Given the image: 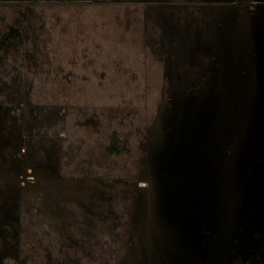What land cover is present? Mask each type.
<instances>
[{
  "label": "flooded vegetation",
  "instance_id": "1",
  "mask_svg": "<svg viewBox=\"0 0 264 264\" xmlns=\"http://www.w3.org/2000/svg\"><path fill=\"white\" fill-rule=\"evenodd\" d=\"M81 1L0 0V162L14 171L13 161L17 172L14 181L11 173L2 172L5 168L0 172L4 177L0 181V264H20L19 244L22 229H27L23 212L31 200V197L24 200L22 191L34 189L35 184H39L36 195L53 186L59 188L56 191L59 197H63L66 182L70 188L74 187L79 198L83 182L88 187L87 195L92 201L90 224L81 226L80 221L73 220L76 214H71V209L64 205L58 208L57 214L47 215L43 222L48 252L58 254V264H66V250L71 248L67 246L72 241L81 242V228H85L89 238H94L98 231V191H104L107 198L111 225L115 229L111 237H120L127 215L118 211L130 203L129 178L135 175L138 161L145 155L147 120L143 110L146 96L152 91L135 93L141 95V103L138 99L130 107L126 101V110L120 116L92 114L89 96L112 95L108 87L114 82L115 71L130 74L128 85L140 84L142 78L144 82L160 85L159 100L169 103L168 117L160 122L163 127L160 139L187 97L175 100L174 104L164 98V95H181L175 87L178 84H187L185 93L189 97L200 95L207 100L210 95H216L217 88L224 90L226 82L234 85L233 91L218 95H241L247 82L259 80V63L253 58L251 45L259 30L254 29L257 25L253 21L250 25L254 28L248 30L244 21L257 16L262 25L264 2L213 0L211 3L217 9L210 10L196 6L201 4L199 0H142L140 3L150 7L137 9L138 13L135 8L136 14L131 15L129 6L134 0ZM71 9L65 17V11ZM87 9H92L89 23L94 35L79 30V34H85L84 38L77 44L74 37L72 43V37L76 36L72 27L75 22L84 26L82 18ZM99 31L102 35L97 42ZM56 32L60 38L57 45ZM92 36L95 38L87 39ZM65 45L69 47L65 49ZM104 46L110 47L106 51L110 53L103 55ZM115 50L138 55L140 65L136 62L133 66L137 71L114 62L111 57ZM223 51L234 58L226 60ZM130 57L119 60L125 63ZM51 83L57 84V91H50ZM54 95H83L85 101L80 106L83 97L76 96L75 105L71 106L64 96L58 101ZM242 104L249 103L244 100ZM33 107L55 108L57 116L53 115L49 122L41 112L36 117ZM23 115L29 117L28 125L19 123ZM92 115L95 122L91 132L96 142L86 152L78 135ZM209 140L206 136L200 143ZM45 176L48 179L39 183ZM101 186L105 189L101 190ZM71 259L70 253L67 262Z\"/></svg>",
  "mask_w": 264,
  "mask_h": 264
},
{
  "label": "water",
  "instance_id": "2",
  "mask_svg": "<svg viewBox=\"0 0 264 264\" xmlns=\"http://www.w3.org/2000/svg\"><path fill=\"white\" fill-rule=\"evenodd\" d=\"M244 22L259 30L251 41L258 82L241 95H218L233 91L226 82L207 100L183 98L161 138L165 181L150 264H264V23Z\"/></svg>",
  "mask_w": 264,
  "mask_h": 264
},
{
  "label": "rangeland",
  "instance_id": "3",
  "mask_svg": "<svg viewBox=\"0 0 264 264\" xmlns=\"http://www.w3.org/2000/svg\"><path fill=\"white\" fill-rule=\"evenodd\" d=\"M58 1L59 0H57V2ZM141 1L142 0H134L132 1L134 2V4L130 3L129 7L131 15L138 13V10L140 9L150 7L149 5L140 3ZM199 1H201V4L196 5L198 7L204 8V6H206V9H217L215 5L211 3L213 2V0ZM206 1L207 3H202ZM81 3H89V0H82ZM182 6L191 8L188 7V5ZM135 8L136 13L134 11ZM70 11H73V9L68 11L66 10L64 16L67 17L69 15L68 12ZM86 12V16H83L82 18V23L84 26L81 25L80 27L79 24L75 22V25H73L72 27L76 31V33L73 32V34H76V36L72 37V43L74 37H76L77 39L76 43L79 44V39H83L86 33H94V30L92 29L93 27L89 23V18H91L92 15V9H87ZM79 30H84L83 32L85 34L82 35L83 32L79 34ZM100 35H102V32L99 31L98 36H96L97 42H100L101 40ZM57 36L58 35L56 32L55 37L57 40L55 41V45H57V43H59L60 41V38ZM66 37V39L68 40L69 36ZM94 38V36H92V38L87 37V39L89 40ZM103 42V44L106 45V42L104 40ZM68 47L69 45H65V49H67ZM109 48L110 47L108 46H104L105 51H103V55H105L106 51L110 50ZM122 48L124 49V47ZM224 53L225 51L222 52V56L226 55L228 58H230L229 52H226L225 54ZM120 54H122L121 51L115 50L114 57H111V59H115L114 62L119 63L121 67H130L132 70L137 71L136 68H133V66L136 65L137 60L140 59L138 55L134 54L133 52H130L129 54L127 52H123L122 55L126 57L125 59H127L129 55L131 56L129 58L130 60L124 63L119 60H124V57H121ZM118 55L120 56V58L118 57ZM138 65L140 64L138 63ZM141 69L143 70V67ZM126 74H120L115 71L112 78L114 82H112L108 87V91L112 93V95H90L89 99L91 103L90 105L92 107V114L102 112L104 115L107 114L120 116L121 113L126 110V101L129 102L128 105L131 107L133 106V104L137 103L138 99H140L139 97H141V95H134L135 93L149 90L150 92L152 91V93L146 96V108L143 110L145 114L144 117L147 120V137L144 142L145 155L143 159L138 161V167L136 168L135 175H132L129 178L130 203L124 205V208H120V210L118 211V213L120 214L126 213L127 217L124 225L120 229V237H111L110 233H113L115 229L111 225L112 220L111 217H109L107 198L104 191H98L96 197V201H98L97 204L100 205V211L96 216V218H98V231L96 232L94 238H89V235L85 233V228H81V242H78V244L73 243L72 241V243L67 246L71 248L66 250V264H150V256L153 251H156V249L158 248L157 241L159 240L155 238V235L153 233L154 231L152 230V221H156L155 209L158 205V202L161 200L160 191H162V183L165 181L160 171L162 166H165V164L162 163L163 158H161L164 153V151H162V148H165V146L164 142H161L159 134L163 129L162 126L160 127V122L163 118H167L169 114V110L167 112V105H169V103L166 102V100L160 102V96L158 94L160 86L159 84L152 83V81L148 83L144 82V78L141 77L142 79H140V84L131 83L130 85H128L127 79L129 80L128 75L130 76V74ZM150 79H152V77H150ZM56 86L57 84L51 83L50 91H57V89L55 88ZM175 87H177L176 90L179 92L178 94L181 95H164L165 99L169 98L167 100H171V103L174 104L175 100L181 99L186 96L189 97V95H186L187 93H185L188 90L187 84H178ZM197 87L198 86H196V88ZM63 96L65 97L64 99H68L67 101L70 102L71 106L75 105V101L77 100L76 96L83 97V100L81 99V101L79 102L80 106H82L85 101V97L83 95H54V98L58 97L55 100L59 101ZM44 110L45 112H42ZM40 112L42 116H47L48 121L51 122V120L54 118L53 115H56L57 110L51 107H33V113L36 115V117L40 116ZM166 112L167 115H164ZM28 119L29 117L27 115H23L21 116L19 123L21 122V125H28L30 123L28 122ZM89 119L91 120L88 122V125H83V127L81 128L82 132L78 135V137L81 139L83 149L86 147V152L94 147V142H96L95 138L93 137V132H91L93 129V127L91 126L95 122L94 116L92 115ZM93 119L94 121L91 123ZM11 162L12 164H10L14 171H12L9 165L5 162H0V172L2 171L1 168H5V171L2 172L5 174L11 173V181H14V179H17V172L14 169L13 161ZM47 179L48 178L45 176L38 181L39 183H44ZM0 181H4L3 174L1 173ZM38 185L39 184H35L34 189L30 191H22V198L24 200H27V197H31V200L29 201L26 206L27 208H25L23 212L27 229H22L23 233L21 234L22 237L20 239L18 251L19 262L20 264H58V254H55L53 250V252H48V245L46 244V240L43 237V222L45 221L47 215L57 214L56 212L58 208L64 205L66 206V209H71V214H76V216L73 217V220L80 221L81 226L90 224V207L92 201L87 195L88 187L86 184H84V182L83 186H81L80 188V198L78 197V194L76 195L74 187L72 186V188H70V185H68L67 182L65 185L63 197H59V195H57L58 192L56 191L59 188L57 189L53 186L46 187L45 190L42 189L41 192L36 195L35 192L37 191L36 189ZM112 185H114V181ZM59 186L62 185L59 184ZM101 187H99L101 188V190L105 189L103 186ZM85 195H87V197H85ZM83 200H85V202ZM164 208L165 211H168L170 209V205L169 207L166 206ZM157 229L159 228L157 227ZM76 245L78 246V248H76ZM70 253L72 255V259L69 260L70 262H67V258L69 257Z\"/></svg>",
  "mask_w": 264,
  "mask_h": 264
}]
</instances>
